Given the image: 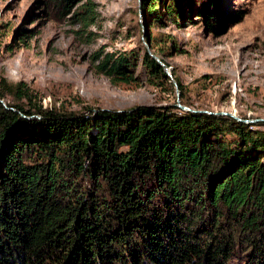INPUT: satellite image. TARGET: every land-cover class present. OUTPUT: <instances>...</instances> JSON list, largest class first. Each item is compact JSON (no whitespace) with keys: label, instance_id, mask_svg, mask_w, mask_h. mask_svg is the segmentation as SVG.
I'll return each instance as SVG.
<instances>
[{"label":"trees","instance_id":"16d2710c","mask_svg":"<svg viewBox=\"0 0 264 264\" xmlns=\"http://www.w3.org/2000/svg\"><path fill=\"white\" fill-rule=\"evenodd\" d=\"M83 1L48 3L65 15ZM212 5L194 16L214 35L246 14ZM160 6L183 15L148 0L143 20ZM149 38L141 65L160 86L170 78ZM138 58L99 51L93 69L137 85ZM76 104L44 106L26 81L0 75V264H264V122L175 104Z\"/></svg>","mask_w":264,"mask_h":264},{"label":"rangeland","instance_id":"374dc122","mask_svg":"<svg viewBox=\"0 0 264 264\" xmlns=\"http://www.w3.org/2000/svg\"><path fill=\"white\" fill-rule=\"evenodd\" d=\"M160 1L178 5L182 17L160 6L159 19L150 14L143 20L141 9L148 0H84L95 11L85 22L82 3L63 15L48 0H0V75L26 81L44 106L56 103L76 110L77 100L112 110L180 104L264 122V0H212L216 12H246L221 35L194 16L207 0ZM147 37L154 38V55L174 73L160 86L147 80L141 65L143 49L151 46ZM99 51L138 54L130 69L138 84L113 85L95 73Z\"/></svg>","mask_w":264,"mask_h":264},{"label":"water","instance_id":"95a60500","mask_svg":"<svg viewBox=\"0 0 264 264\" xmlns=\"http://www.w3.org/2000/svg\"><path fill=\"white\" fill-rule=\"evenodd\" d=\"M147 51L149 53L150 50L149 48L147 49ZM160 64L161 66H163V69H164V72L165 74L169 77V78H172V74H171V67H168L166 66L164 63L161 62V60L159 59V57H157L156 55L154 54H151ZM175 82V80H173ZM176 83V82H175ZM177 106H179L181 109L183 110H188V111H193V112H208L210 114H217V115H227V116H231L239 121H243V122H255V121H259V119H255V120H246V119H241L239 117H237L234 113H231V112H226V111H220V112H210V111H205V110H195V109H190L184 105H180V104H177Z\"/></svg>","mask_w":264,"mask_h":264}]
</instances>
